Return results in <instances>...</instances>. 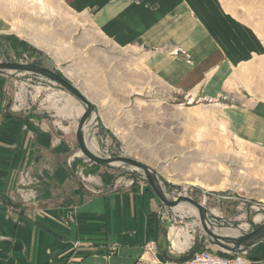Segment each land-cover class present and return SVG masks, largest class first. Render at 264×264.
I'll list each match as a JSON object with an SVG mask.
<instances>
[{"label": "crops", "instance_id": "1", "mask_svg": "<svg viewBox=\"0 0 264 264\" xmlns=\"http://www.w3.org/2000/svg\"><path fill=\"white\" fill-rule=\"evenodd\" d=\"M60 1L88 18L107 63H118L112 47L136 48L148 74L182 93L197 91L206 80L210 89L230 68L264 57L258 33L233 15L227 18L220 0ZM50 53V69L73 83L60 73L65 64L56 52ZM130 59L131 72L115 71L109 79L126 90L120 104L127 107L135 94L129 87L138 84V62ZM82 93L99 115L89 125L96 119L110 131L116 114L101 111ZM69 98L66 109L53 108L55 122L29 106L13 109L11 101L0 111V264H188L201 248L179 254L165 245L166 219L148 185L74 159L77 127L73 132L65 122L80 121L72 116H82L85 107L68 108ZM257 245L240 254L244 264H264Z\"/></svg>", "mask_w": 264, "mask_h": 264}, {"label": "rangeland", "instance_id": "2", "mask_svg": "<svg viewBox=\"0 0 264 264\" xmlns=\"http://www.w3.org/2000/svg\"><path fill=\"white\" fill-rule=\"evenodd\" d=\"M220 1L227 18L230 15L239 18L264 41V0ZM12 28L25 30L27 35L10 33ZM252 41L253 45L258 44L256 39ZM102 43L88 18L74 13L60 0H0V63L35 64L51 70L52 49L65 64L59 68L60 73L89 95L101 111L116 114L117 118H110L108 122L110 131L99 128L96 119L92 122L94 126L89 125L90 121L86 125L90 126L86 140L98 143L99 157H123L147 165L157 176L168 199L188 197L202 204L214 230L231 227L249 234L264 225V57L230 68L210 89L206 80L197 91L193 88L182 93L148 74L145 60L136 48L112 47L111 56L118 63L115 60L107 63L98 47ZM127 57L138 62L133 67V71L138 72V84L129 87L133 89L131 95L135 94L128 107L120 104L127 101L126 90L109 80L115 71L124 73L122 71L128 69L131 72L130 62L125 61ZM70 67L72 71L67 72ZM3 96L7 104H2ZM68 98L78 107H85L66 90L41 76L0 73V111L11 101L13 109L29 106L30 110L55 122L59 119L53 108H62ZM96 115L99 116L97 110L93 116ZM71 122H65V126H70L74 132L79 119ZM73 152L74 159L101 167L117 179L141 181L151 188L140 170L129 165L97 166L81 153L77 144ZM221 164L230 169V187L225 191L209 192L169 181L170 177L199 178L219 184L218 165ZM239 169L247 172V179H239ZM160 204L166 219L162 241L165 240L169 248L175 250L169 242L173 232L189 235V247L240 255L221 250L199 228H190L195 217L178 218L172 209ZM254 249L259 253L257 260L264 262V240Z\"/></svg>", "mask_w": 264, "mask_h": 264}, {"label": "water", "instance_id": "3", "mask_svg": "<svg viewBox=\"0 0 264 264\" xmlns=\"http://www.w3.org/2000/svg\"><path fill=\"white\" fill-rule=\"evenodd\" d=\"M4 72L27 73L41 76L49 80L50 82H53L56 85L60 86L74 98H76L79 102H81L85 106V111L81 116L76 130V141L81 153L91 162L99 166H113L112 164L114 163H121L124 165H129L134 169L141 170L145 175L154 195L168 209H172L178 206L180 203L184 202L196 207L199 211L200 221L203 225L204 231L210 238V240H208L213 245L219 247L223 251L232 254H242L264 240V225L260 226L255 231L249 234H243L239 238L220 237V235H217L212 230L208 229L207 224L210 223L208 211L203 207L202 204L188 197H179L175 200L168 199L158 181L157 176L147 165L129 158H101L98 155L94 154L87 146L85 127L92 118L93 114L96 113V107L82 93V91H80L79 88H77L73 83H71L62 75L56 73L55 71L49 70L48 68L35 64L0 63V73Z\"/></svg>", "mask_w": 264, "mask_h": 264}, {"label": "bare ground", "instance_id": "4", "mask_svg": "<svg viewBox=\"0 0 264 264\" xmlns=\"http://www.w3.org/2000/svg\"><path fill=\"white\" fill-rule=\"evenodd\" d=\"M16 28H12L10 33L14 32V33H17L19 36H24V37L27 35L25 33V30H19V29L17 30ZM37 44L38 43H36V45ZM131 90H133V89H131ZM72 106H74V107L76 106V103L74 101L69 104L68 108H71ZM82 112H83V108L80 109L79 113H82ZM87 130H88V126L85 127V135L87 133ZM86 142H87V140H86ZM238 142H239V140H238ZM87 146L94 154L98 155L97 154L98 143L96 141H93L92 143L87 142ZM208 163L211 165H212V163L214 164V162H212V161H209ZM112 165L113 166H119V165H124V164L114 163ZM218 171L221 174V181L219 184H213V183L210 184V183H208L204 180H201L199 178H192L189 180H184V179H174V178L170 177L169 181H171L174 184H179V185L180 184H190V185H193L196 187H200V188H202L206 191H209V192L225 191L226 189H228V187H230V184H229L230 183V169L228 166L221 164V165H218ZM238 176H239V179L245 180V179H247L248 174L243 169H241V170L239 169L238 170ZM263 187H264V185H263ZM262 201H264V197H262ZM172 210L175 213V215L181 219L195 217L196 221H194L191 224L190 228H199V230L202 231V233L207 237V239L210 240V238L208 237V235L204 231L203 225L200 221L199 211L196 207H194L193 205H191L189 203L184 202V203H180L178 206L172 208ZM207 227H208V229L212 230L215 234L220 235V237H223V238H239L244 234V233H242L241 230H239L237 228L235 229V228H231V227H225V228H222L221 230L217 231V230H214L212 228L210 223L207 224ZM188 236L189 235H185V234L180 235V234L171 232L170 233V242L172 243L173 248L180 253H183L182 251H186L189 248L190 243H191L190 237H188Z\"/></svg>", "mask_w": 264, "mask_h": 264}, {"label": "built area", "instance_id": "5", "mask_svg": "<svg viewBox=\"0 0 264 264\" xmlns=\"http://www.w3.org/2000/svg\"><path fill=\"white\" fill-rule=\"evenodd\" d=\"M188 264H244L240 255L223 256L220 253L212 252L208 248H203L196 252Z\"/></svg>", "mask_w": 264, "mask_h": 264}]
</instances>
